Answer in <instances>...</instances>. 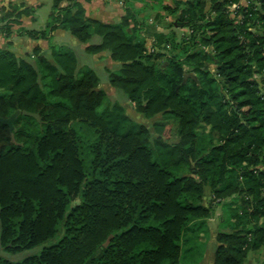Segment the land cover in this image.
<instances>
[{
    "label": "trees",
    "instance_id": "obj_1",
    "mask_svg": "<svg viewBox=\"0 0 264 264\" xmlns=\"http://www.w3.org/2000/svg\"><path fill=\"white\" fill-rule=\"evenodd\" d=\"M82 1L94 0H52L40 30L21 27L35 8L0 5V117L21 113L12 131L0 124V251L42 247L0 264H183L214 214L207 188L224 205L212 264H248L264 249V0H210L208 12L205 0H118V23L89 18ZM135 3L161 4L190 35L157 32L149 54ZM60 29L89 55L110 52L121 65L106 69L110 85L146 119L163 116L155 134L113 127L95 70L53 43ZM15 35L48 41L51 57H17Z\"/></svg>",
    "mask_w": 264,
    "mask_h": 264
},
{
    "label": "rangeland",
    "instance_id": "obj_2",
    "mask_svg": "<svg viewBox=\"0 0 264 264\" xmlns=\"http://www.w3.org/2000/svg\"><path fill=\"white\" fill-rule=\"evenodd\" d=\"M114 3L119 4L123 7V5L118 0H112ZM176 0H164V6L171 5L174 6ZM182 2H186L187 0H181ZM206 9L208 12L211 8L210 0H205ZM243 5L248 4V0H242ZM155 5L150 3H135V8L137 10H143V13L139 15L138 20L142 23V30L136 35L137 39L144 42L148 49V53H152L153 42L152 36L154 34L163 33L169 36H176L179 43H183V40L190 35V31L188 29H181L174 26V18L169 17L164 10H162V5H157V9H153ZM234 11V9H231ZM51 11V6L42 9L39 13L40 22L36 26V29L40 30L45 28L43 21L47 22L49 13ZM159 16H161L159 18ZM157 23V25H155ZM134 26V23L133 25ZM68 37V43H60L58 39L53 42L56 45H65L72 48L78 59L79 64L82 68L87 69L91 68L95 70L97 75L100 78V87L103 89L107 95V102L105 108L109 113L110 121L112 122L113 127H116L121 133L127 131L137 130L141 125L147 126L153 134L154 132V124L156 122H161L164 120L163 116H157L153 119H146L143 115H140L135 110V105L130 103L127 99V96L121 92L113 88L109 83V76L106 72V69H110L112 71H119L121 65L112 59H109L110 52H105V55L102 57H94L93 55H89L82 49L83 44L79 43L71 34L66 33ZM63 42H67L66 39H61ZM75 44H74V43ZM101 43V38L99 36H95L91 41V44H99ZM73 44V45H72ZM49 45V44H48ZM49 55L52 52L50 49V45L48 46ZM210 51L211 49H206ZM45 55V54H44ZM46 56V55H45ZM109 56V57H108ZM47 57V56H46ZM50 58V57H49ZM211 70L213 74L216 71L215 66H211ZM193 76V75H190ZM188 76V77H190ZM256 79L259 83H261L262 78L260 75L256 76ZM177 128L175 126L174 130V139L171 143H175L177 141ZM213 197L211 196V190L207 188V195L204 201L205 206L212 205L214 210V214L211 218L206 221V225L202 226L197 233L190 235L191 244L193 251L189 252L186 255L187 260H192L194 257H198V254L204 255L203 262L199 264H212V254L216 249L215 237L217 231L220 226H223V215H224V205H220L217 201H213ZM231 202V201H227ZM42 250V247H37L30 251H25L21 254H8L0 251L2 256L11 261H21L26 257H29L34 254H38ZM198 259V258H197ZM196 259V260H197ZM187 260H183V264H188ZM195 262V260H192ZM248 264H264V249L251 252L249 255V263Z\"/></svg>",
    "mask_w": 264,
    "mask_h": 264
},
{
    "label": "crops",
    "instance_id": "obj_3",
    "mask_svg": "<svg viewBox=\"0 0 264 264\" xmlns=\"http://www.w3.org/2000/svg\"><path fill=\"white\" fill-rule=\"evenodd\" d=\"M10 2L21 4H26L27 7L35 8V15L33 17H24L22 19V28L28 30H38L36 26L40 22L39 13L42 9L51 6L52 11V0H0V5H5ZM83 6L87 11V16L89 18L104 22V23H118L121 21L122 17L125 15V11L122 6L117 3H114L112 0H94L91 3L82 1ZM51 11L48 16L47 22L43 21L44 26L46 27L49 23V17ZM21 27L16 26L15 31H18ZM69 33L64 30H58L54 35V40L58 39L60 43H68L67 34ZM70 34V33H69ZM61 39H66L67 42H63ZM13 46L11 47V51L19 58L25 57L26 55L32 54L34 49L40 47L43 50V54H45L48 58L51 57L52 52L49 55L48 44L49 42L46 40H33L28 38L27 36H19L15 35L12 39ZM74 43V42H73ZM75 44V43H74ZM73 45V44H72ZM7 40L0 32V49H7ZM86 46L83 45L82 49L85 51ZM103 55L107 56L105 53L101 55H97L94 57H102ZM109 57V56H108ZM110 59V57H109Z\"/></svg>",
    "mask_w": 264,
    "mask_h": 264
},
{
    "label": "water",
    "instance_id": "obj_4",
    "mask_svg": "<svg viewBox=\"0 0 264 264\" xmlns=\"http://www.w3.org/2000/svg\"><path fill=\"white\" fill-rule=\"evenodd\" d=\"M189 75H186L185 78L187 79ZM20 111H17L15 114H13L10 118L8 119H3L0 117V124H3V125H6V126H9L10 130L12 131L14 129V121L20 116ZM23 114L25 116H30V117H33L37 120H41L40 119V116L38 114H34V113H30V112H27V111H24Z\"/></svg>",
    "mask_w": 264,
    "mask_h": 264
},
{
    "label": "built area",
    "instance_id": "obj_5",
    "mask_svg": "<svg viewBox=\"0 0 264 264\" xmlns=\"http://www.w3.org/2000/svg\"><path fill=\"white\" fill-rule=\"evenodd\" d=\"M236 8H237L236 6L233 7L234 10H235Z\"/></svg>",
    "mask_w": 264,
    "mask_h": 264
}]
</instances>
